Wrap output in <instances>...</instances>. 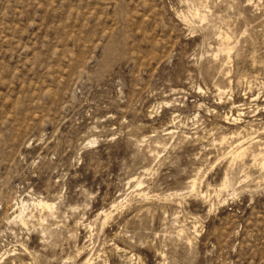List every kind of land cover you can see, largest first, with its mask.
Wrapping results in <instances>:
<instances>
[{"label": "rangeland", "instance_id": "1", "mask_svg": "<svg viewBox=\"0 0 264 264\" xmlns=\"http://www.w3.org/2000/svg\"><path fill=\"white\" fill-rule=\"evenodd\" d=\"M263 106L264 0H0V264H264Z\"/></svg>", "mask_w": 264, "mask_h": 264}, {"label": "bare ground", "instance_id": "2", "mask_svg": "<svg viewBox=\"0 0 264 264\" xmlns=\"http://www.w3.org/2000/svg\"><path fill=\"white\" fill-rule=\"evenodd\" d=\"M263 108H264V106H263ZM244 131V130H243ZM238 141V140H237ZM241 141V140H240ZM240 143V144H239ZM238 144L240 145V147L243 149V150H245L246 149V146L245 147H243V140H242V143L241 142H239ZM247 143V142H246ZM239 147V148H240ZM252 147V146H251ZM240 148V149H241ZM242 149H241V151H242ZM251 151V150H250ZM38 203H39V201H38ZM43 204V203H42ZM40 205H41V203H40ZM48 206V205H47ZM44 208H46V207H44ZM23 210V209H22ZM43 210V209H42ZM24 211V210H23ZM40 211V210H39ZM38 221V220H37ZM20 222H22L23 224H26V221H25V218L23 217V215L20 217ZM31 224V223H30Z\"/></svg>", "mask_w": 264, "mask_h": 264}]
</instances>
